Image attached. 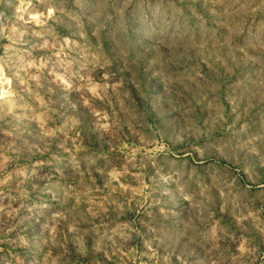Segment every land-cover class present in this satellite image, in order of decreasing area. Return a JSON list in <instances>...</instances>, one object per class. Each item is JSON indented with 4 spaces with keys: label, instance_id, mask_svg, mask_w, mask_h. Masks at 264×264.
<instances>
[{
    "label": "rangeland",
    "instance_id": "1",
    "mask_svg": "<svg viewBox=\"0 0 264 264\" xmlns=\"http://www.w3.org/2000/svg\"><path fill=\"white\" fill-rule=\"evenodd\" d=\"M0 264H264V0H7Z\"/></svg>",
    "mask_w": 264,
    "mask_h": 264
},
{
    "label": "built area",
    "instance_id": "2",
    "mask_svg": "<svg viewBox=\"0 0 264 264\" xmlns=\"http://www.w3.org/2000/svg\"><path fill=\"white\" fill-rule=\"evenodd\" d=\"M7 0H0V5L6 4ZM6 13L5 11H0V31L4 29V21H5Z\"/></svg>",
    "mask_w": 264,
    "mask_h": 264
}]
</instances>
